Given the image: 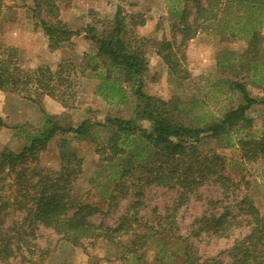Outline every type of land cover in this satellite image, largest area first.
Instances as JSON below:
<instances>
[{
    "label": "rangeland",
    "instance_id": "obj_1",
    "mask_svg": "<svg viewBox=\"0 0 264 264\" xmlns=\"http://www.w3.org/2000/svg\"><path fill=\"white\" fill-rule=\"evenodd\" d=\"M55 4L59 9L60 21L76 33L70 43L60 49H50L48 39L36 25L39 19L34 17L32 0H3L0 8V43L18 50L25 71H34L43 66L54 71L60 63L70 62L74 66V74L69 79L76 102L69 109H63L52 98L42 96L39 106L22 95L0 92V117L5 124L0 128V152L5 150L17 154L40 135L45 128L41 108L45 114L58 118L57 123L64 127H76L90 117L95 122L112 117L132 121L134 128L150 131L149 122L140 116L142 104L135 96L137 82L142 83L145 95L164 101L175 99L181 103L180 108L197 117L200 127L220 119L225 112L238 106L239 96L228 89L225 81L244 79L249 93L264 101V88L261 87L264 80L258 79L263 74H258L256 78L252 69L247 77L246 68L241 70L235 66L224 71L217 67L222 58L226 63L235 65L244 61L246 41L242 38H225L221 41L220 36L213 32L216 26L212 30L202 31L185 46H171L173 60L180 63L179 75L188 76L177 80L176 75L170 73L157 51L160 44L170 41L174 34L172 27L177 25L174 17L183 6L180 0H58ZM117 7L123 9L129 35L143 43L148 71L138 79H127L118 70H108L106 60L94 61L96 45L84 39L83 30L88 25H95L100 32L107 29ZM42 11L41 14L46 15V10ZM229 15L227 17L236 16L233 12ZM43 18L51 23L54 21L50 15ZM98 21L101 24H96ZM141 21H144L143 26L139 25ZM259 28L264 33V13ZM176 37L179 41L178 35ZM95 66L96 71H93ZM238 71L239 75L235 76ZM100 73L102 80L98 78ZM103 80L120 88L125 101L115 99L108 103L101 95V91H104L100 88ZM253 81L255 84H251ZM245 118L249 120L248 125L242 123L241 129L219 140L209 135L200 137L196 143L197 149L204 156L219 155L224 171L221 179L215 176L192 193L183 192L177 185L145 187L137 180L129 181L124 192L120 189L113 191L115 181L110 180L111 171L103 168L106 163L96 154V144L66 136L56 137L36 155L34 161L12 172V178L1 185L5 194L15 192L16 195L20 187L13 185L9 189V180L22 177L27 183L32 169H36L33 186L39 179L57 172L58 146L61 140L66 139L82 159V174L74 183L72 194L79 202L93 205L99 211L89 218L91 223L113 229L125 217L131 223V228L128 234L116 235L117 241L113 243L86 241L81 246L72 247L50 229L36 224L32 235L30 230L23 229L25 238L36 246L31 252L22 253L16 250L15 233L10 230L15 229L14 223L24 222L26 212L11 206L6 211L3 226L7 232L0 231V239L11 240L8 247L10 254L0 258V264H136L135 260L137 264H180L182 260L176 251L185 244L194 251V264L230 263L234 242L248 234L250 226L247 225L252 221L245 214L246 206L241 204L242 200L247 199L264 217V157L254 161L244 160L239 144L248 137L264 139V105L250 108ZM105 134L103 131L102 136ZM108 193L116 200L110 201ZM136 202L139 208L135 213L130 208ZM223 215L226 216L224 230L227 236H214L210 231L205 233L212 218ZM157 223L168 227L165 236L171 237H166L169 259L156 257V244L150 242L144 245L138 239L147 235L146 228L157 227ZM200 228L202 230L198 231ZM132 244L137 252L135 257L126 253L131 250Z\"/></svg>",
    "mask_w": 264,
    "mask_h": 264
},
{
    "label": "trees",
    "instance_id": "obj_2",
    "mask_svg": "<svg viewBox=\"0 0 264 264\" xmlns=\"http://www.w3.org/2000/svg\"><path fill=\"white\" fill-rule=\"evenodd\" d=\"M57 1L32 0L36 14L34 17L37 16L39 19L36 25L42 29L51 50L62 48L76 35L60 21L59 9L55 4ZM2 2L3 0H0V8ZM180 2L183 6L174 17L177 19V25L172 27L174 34L170 41L161 43L157 51V55L170 73L176 75L177 80L188 75L182 77L179 75L180 63L178 60H173L171 46L173 44L178 47L185 46L202 31L212 30L214 26L216 31L213 32L220 36L221 41L225 38L229 40L242 38L247 45L243 52V57L246 58L244 61L235 65V63H226L222 58L217 63V67L224 71L231 70L235 66H239L241 70L246 68L247 77L253 69L255 77L263 74L262 78L258 77V79L264 80V51L261 47L263 37L259 28L264 13V0H180ZM42 9L46 10L44 13L46 15L41 14ZM231 12L236 16L227 17ZM47 15L53 18V23L44 20L43 17ZM96 24L101 22L98 21ZM139 25L143 26L144 21ZM83 33L85 40L96 45L97 53L94 61L106 60L108 70H118L127 79H138L148 71L143 43L129 35L121 7H117L107 29L100 32L95 25H88ZM18 53L16 48L0 43V92L22 95L24 99L39 106L42 96L52 98L63 109H69L76 102L69 79L74 74V66L70 62L60 63L54 71L46 66L34 71H25ZM96 66L93 71H96ZM239 73L238 71L235 76ZM98 78L102 80L101 73ZM101 82L100 88L104 90L101 91V95L108 103H112L115 99L125 101L120 88L114 87L105 80ZM224 83L233 94L239 96L240 102L236 108L225 112L220 119L212 120L203 127H200L197 117L180 108L181 103L175 99L164 101L145 95L141 82H137L135 96L141 101L140 116L149 122L150 131L134 128L132 121L112 117L97 122L90 117L76 127H64L57 123L58 118L45 114L41 108L45 116V128L40 135L33 138L29 145L17 154L5 150L0 152V231L7 232L3 229L7 218L6 211L14 206L26 212L24 222L14 223L15 229L10 230L15 233L16 250L22 253L31 252L36 246L25 238L24 227L30 230L32 235L37 225H42L72 247L81 246L86 241L104 240L113 243L117 241L116 235L128 234L131 223H128L125 217L113 229L91 223L89 218L96 215L98 209L93 205L79 202L72 194L73 185L82 174V159L78 157L75 149L69 146L66 139L61 140L58 146L57 172H51L33 186L31 184L36 169H32L27 177V183L22 177H15V182L9 180V189H12L13 185L20 187V190L16 191L18 198L15 192L5 194L1 185L12 178V172L17 167L34 161L36 155L45 150L49 142L58 136L96 144V154L106 163L103 168L111 171L110 180L115 181L113 191L120 189L124 192L129 181L137 180L145 187L177 185L183 192L192 193L215 176L221 179L224 171L222 158L216 154L204 156L197 149L196 143L202 135H209L219 140L228 136L230 132L241 129L244 123L249 124V120L245 118L246 112L253 106L264 105V101L254 98L249 93L244 79ZM261 84L264 88V81ZM189 120H192L191 123L188 122ZM2 127H5V124L0 117V128ZM103 131L106 133L105 136H102ZM239 144L244 160L254 161L258 157H264L263 138L248 137ZM136 196L139 197V194L137 193ZM108 199L115 201L116 197L108 193ZM246 200H242L241 204L246 206L245 214L252 218L247 225L250 226L249 232L245 237L234 242L231 250L232 261L228 264H264V217H261ZM138 208L139 203L136 202L130 210L136 213ZM225 218V215L219 218L213 217L205 233L210 231L214 236H227V231L224 230ZM157 224V227L151 226L145 229L147 235L136 238L144 245L150 242L156 244V257L169 259V255L167 256L169 244L166 242L168 235L165 236L168 227L161 223ZM200 230L202 228L198 229ZM10 242L11 240L0 239V258H6L10 254L8 253ZM134 247L135 245L132 244L131 250L126 251L132 257L137 253L133 250ZM193 252L188 244L181 246L176 251L182 260L180 264H194ZM1 254H4L3 257ZM135 263L137 264L136 260ZM215 264L222 263L215 262Z\"/></svg>",
    "mask_w": 264,
    "mask_h": 264
},
{
    "label": "crops",
    "instance_id": "obj_3",
    "mask_svg": "<svg viewBox=\"0 0 264 264\" xmlns=\"http://www.w3.org/2000/svg\"><path fill=\"white\" fill-rule=\"evenodd\" d=\"M261 33V35H262V37H263V40H262V45H261V47L263 46L264 47V33H262V32H260ZM246 47H247V45H246ZM246 49V48H245ZM245 51V50H244Z\"/></svg>",
    "mask_w": 264,
    "mask_h": 264
}]
</instances>
